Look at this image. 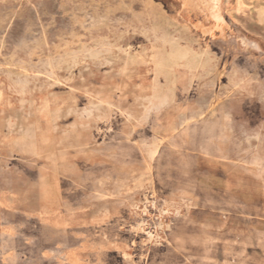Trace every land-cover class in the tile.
Masks as SVG:
<instances>
[{"label":"rangeland","instance_id":"1","mask_svg":"<svg viewBox=\"0 0 264 264\" xmlns=\"http://www.w3.org/2000/svg\"><path fill=\"white\" fill-rule=\"evenodd\" d=\"M263 2L0 0V264H264Z\"/></svg>","mask_w":264,"mask_h":264},{"label":"bare ground","instance_id":"2","mask_svg":"<svg viewBox=\"0 0 264 264\" xmlns=\"http://www.w3.org/2000/svg\"><path fill=\"white\" fill-rule=\"evenodd\" d=\"M209 2H210V5H211V8H212V10H213V16H214V18L215 19H217V20H221V16H220V14H219V4H220V0H208ZM253 1H255V0H253ZM259 1V0H258ZM237 2V1H236ZM239 2H241V1H239ZM261 2V1H260ZM243 3H244V1H243ZM245 3H246V1H245ZM253 3V2H252ZM257 4H258V2H256ZM264 3V2H263ZM185 4V3H184ZM240 4V3H239ZM242 5V4H241ZM248 6V5H247ZM258 6V5H257ZM262 6H263V4H262ZM251 7V6H250ZM239 8V7H238ZM241 8V7H240ZM245 8V7H244ZM248 8H249V6H248ZM260 9V8H259ZM258 10V9H257ZM183 11V10H182ZM207 19V18H206ZM263 19V18H262ZM262 19H260V20H262ZM262 22V21H261ZM217 24V23H216ZM172 38V37H171ZM189 45V44H188ZM163 46V45H162ZM186 46V45H185ZM193 46V45H192ZM200 46V45H199ZM153 47V46H152ZM157 47H159L158 45H157ZM184 47V46H183ZM170 49V48H169ZM195 49V48H194ZM205 50H206V48H205ZM80 51V50H79ZM85 51V50H84ZM202 51V50H201ZM195 52V51H194ZM197 52V51H196ZM83 53H85V52H83ZM205 53H207V52H205ZM186 54H187V52H186ZM196 54V53H195ZM200 54V53H199ZM80 55V54H79ZM194 55V54H193ZM198 55V54H197ZM207 55V54H206ZM211 55V54H210ZM186 56V55H185ZM209 56V55H208ZM213 56V55H212ZM211 56V57H212ZM68 57V56H67ZM70 57V56H69ZM111 57V56H110ZM137 57V56H136ZM190 57V56H189ZM193 57V56H192ZM199 58V57H198ZM203 58V57H202ZM206 58V57H205ZM204 58V59H205ZM213 58V57H212ZM211 58V59H212ZM215 58V57H214ZM204 59H202V60H204ZM149 60H152V59H149ZM195 60V59H194ZM218 60V59H217ZM81 61V60H80ZM153 61V60H152ZM198 61V60H197ZM213 61V60H212ZM173 62H174V58L173 59H171V60H169L167 63H166V65H171V64H173ZM72 63V62H71ZM131 63V62H130ZM133 63V62H132ZM154 63V62H153ZM211 63V62H210ZM210 63H209V65H210ZM215 64V63H214ZM218 64V63H217ZM83 65V64H82ZM88 65V64H87ZM134 65V64H133ZM180 65V64H179ZM224 65V64H223ZM226 65V64H225ZM80 67V66H79ZM212 67V66H211ZM214 67H216V66H214ZM225 67V66H224ZM61 68V67H60ZM77 68V67H76ZM150 68V67H149ZM208 68V67H207ZM67 69V68H66ZM70 69V68H69ZM218 69V68H217ZM55 70V69H54ZM151 70V69H150ZM153 70V69H152ZM200 70H201V68H200ZM228 70V69H227ZM230 70V69H229ZM237 70V69H236ZM60 71V70H59ZM154 71H155V69H154ZM214 71V70H213ZM223 71V70H222ZM232 71V70H231ZM230 71V72H231ZM235 71V70H234ZM234 71H233V73H234ZM52 72V71H51ZM175 72H176V70H175ZM181 72H184V71H181ZM197 72V71H196ZM210 72V71H209ZM229 72V73H230ZM149 73V72H148ZM189 73H190V71H189ZM189 73H188V75H189ZM202 73V72H201ZM217 73V72H216ZM215 73V74H216ZM52 74V73H51ZM160 74H162V73H160ZM213 74V73H212ZM238 74V73H237ZM54 76H56V75H54ZM174 76V75H173ZM203 76V75H202ZM207 76V75H206ZM219 76V75H218ZM223 76V75H222ZM232 76V75H231ZM153 77H155V76H153ZM175 77V76H174ZM197 77V76H196ZM214 77V76H213ZM213 77H212V79H213ZM151 79H152V77H151ZM174 79H176V78H174ZM173 79V80H174ZM238 79V78H237ZM148 80V79H147ZM153 80V79H152ZM151 80V81H152ZM208 80V79H207ZM210 80V79H209ZM23 81H25V80H23ZM157 81H159L158 80V78H157ZM180 81V80H179ZM188 81V80H187ZM197 81V80H196ZM212 81V80H211ZM232 81V80H231ZM143 82V81H142ZM148 82V81H147ZM207 82V81H206ZM146 83V82H145ZM152 83H154V81L152 82ZM189 83V82H188ZM211 83V82H210ZM196 84V83H195ZM199 84V83H198ZM208 84V83H207ZM108 85V84H107ZM189 85V84H188ZM203 85V84H202ZM213 85V84H212ZM182 86V85H181ZM212 87V86H211ZM233 87V86H232ZM114 88V87H113ZM148 88V87H147ZM147 88H145V89H147ZM152 88V87H151ZM179 88V87H178ZM118 89V88H117ZM144 89V90H145ZM149 89V88H148ZM148 89H147V91H148ZM172 89V88H171ZM115 90V89H114ZM140 90V89H139ZM150 90V92H151V89H149ZM162 90V89H161ZM199 90V89H198ZM208 90V89H207ZM168 91V90H167ZM142 92H143V90H142ZM146 92V91H145ZM153 92V91H152ZM179 92V91H178ZM189 92V91H188ZM165 93V92H164ZM19 94V93H18ZM151 94H153V93H151ZM3 95V94H2ZM22 95V94H21ZM178 95V94H177ZM179 95H181L180 94V92H179ZM161 96V95H160ZM151 97V96H150ZM48 98V97H47ZM50 98V97H49ZM149 98V97H148ZM140 99V98H139ZM152 99V98H151ZM149 100V99H148ZM39 101H40V99H39ZM52 101H54V100H52ZM51 101V102H52ZM56 101V100H55ZM145 102H146V100H144ZM150 101V100H149ZM49 103V102H48ZM149 103H151V102H149ZM54 104V103H53ZM52 104V105H53ZM142 105V104H141ZM151 105V104H150ZM37 106H39V105H37ZM50 106V105H49ZM155 106H156V104H155ZM142 107H143V105H142ZM40 108V107H39ZM45 108V107H44ZM57 108V107H56ZM43 109V108H42ZM153 109V108H152ZM48 110H50V109H48ZM155 110V109H154ZM51 111V110H50ZM59 112V111H58ZM151 112V111H150ZM43 113H44V111H43ZM39 114V113H38ZM55 114V113H54ZM58 114H61V113H58ZM63 114V113H62ZM147 114V113H146ZM36 115V114H35ZM42 115V114H41ZM194 116H196V115H194ZM199 116V115H198ZM202 116V115H201ZM59 117V116H58ZM173 117V116H172ZM171 117V118H172ZM177 117V116H176ZM190 117V116H189ZM193 117V116H192ZM197 117V116H196ZM36 118V117H35ZM42 118H43V116H42ZM199 118V117H198ZM47 119V118H46ZM56 119H58V118H56ZM190 119V118H189ZM197 120V119H196ZM43 121V120H42ZM49 121H51V120H49ZM53 121H55L54 120V118H53ZM194 120H192V122H193ZM46 122V121H45ZM48 122V121H47ZM186 122V121H185ZM50 124V123H49ZM147 124V123H146ZM179 124V123H178ZM180 124H181V121H180ZM194 124H196V123H194ZM160 125V124H159ZM166 125H168V124H166ZM37 126V125H36ZM135 126V125H134ZM160 126H162V125H160ZM159 127V126H158ZM168 127V126H167ZM183 127V126H182ZM181 127V128H182ZM180 127H179V131H180V129H181ZM39 129H40V127H39ZM42 130V129H41ZM134 131V130H133ZM133 131H132V133H133ZM42 132V131H41ZM178 132V131H177ZM43 133V132H42ZM45 133V132H44ZM175 134V133H174ZM45 135V134H44ZM43 135V136H44ZM165 135V134H164ZM42 136V137H43ZM132 136V135H131ZM166 136V135H165ZM167 137V136H166ZM44 138V137H43ZM169 138H172V137H169ZM128 139V138H127ZM126 139V140H127ZM161 139V138H160ZM167 139H168V137H167ZM157 140H159V139H157L156 138V141ZM165 140V139H164ZM41 141H42V139H41ZM155 141V140H154ZM153 141V142H154ZM161 141V140H160ZM45 142V141H44ZM43 142V143H44ZM49 142V141H48ZM129 142H130V140H129ZM162 142V141H161ZM50 143V142H49ZM158 143V142H157ZM156 143V144H157ZM160 143V142H159ZM40 144H42V143H40ZM155 145V144H154ZM44 146H45V144H44ZM157 147H160V145L159 146H157ZM41 148V147H40ZM150 148V147H149ZM153 149V148H152ZM158 149V148H157ZM43 150V149H42ZM151 152V150L149 151V153ZM154 152V151H153ZM43 155H44V153H42ZM153 154V153H152ZM155 154H156V151H155ZM60 155V154H59ZM151 156V155H150ZM154 156V155H153ZM156 156V155H155ZM159 156H160V154H159ZM152 157V156H151ZM150 157V158H151ZM143 158V157H142ZM150 158L148 159V160H150ZM153 160V159H152ZM153 162V161H152ZM229 162V161H228ZM146 164V163H145ZM50 165V164H49ZM56 165V164H55ZM152 166V165H151ZM134 167V166H133ZM132 167V168H133ZM149 169V168H148ZM148 169H146L147 171H148ZM130 170V169H129ZM146 170L144 171V173L146 172ZM150 170H152V167H151V169ZM157 172V171H156ZM226 172V171H225ZM150 173V172H149ZM226 173H228V172H226ZM145 176V175H144ZM151 175H148V177H150ZM142 179L144 178L143 177V174H142ZM153 177H151V179H152ZM148 179V178H147ZM151 179H150V181H151ZM139 181V180H138ZM149 181V180H148ZM228 181V180H227ZM151 182H153V180L151 181ZM232 183V182H231ZM140 184H142V182L140 183ZM230 184V183H229ZM153 185V184H152ZM185 192V191H184ZM187 193V192H186ZM153 194V193H152ZM21 196V195H20ZM26 197V196H25ZM149 202V201H148ZM169 202V201H168ZM147 203V202H146ZM1 205H2V203H1ZM0 205V208L2 207ZM66 212V211H65ZM145 212V211H144ZM117 213V212H116ZM118 215V214H117ZM46 216V215H45ZM75 216V215H74ZM73 217V216H72ZM119 217V216H118ZM64 218V217H63ZM100 218V217H99ZM103 218V217H102ZM52 219V218H51ZM69 219V218H68ZM97 219V218H96ZM118 219V218H117ZM53 220V219H52ZM82 220H84V219H82ZM87 220V219H86ZM103 220V219H102ZM43 221H44V219H43ZM81 221V220H80ZM95 221V220H94ZM55 222H57V220L55 221ZM76 222V221H75ZM89 222V221H88ZM97 222H99V220L97 221ZM101 222V221H100ZM143 222V221H142ZM68 223V222H67ZM85 223H86V221H85ZM96 223V222H95ZM58 224V223H57ZM75 224V223H74ZM90 224H92V223H90ZM94 224V223H93ZM98 224V223H97ZM101 224V223H100ZM143 224V223H142ZM14 225V224H13ZM139 225V224H138ZM66 226V225H65ZM71 226V225H70ZM142 226V225H141ZM147 226V225H146ZM64 228V227H63ZM135 229H137V228H135ZM13 230V229H12ZM141 230H142V228H141ZM137 232V231H136ZM145 233V232H144ZM147 234H148V232H147ZM88 235V234H87ZM91 236V235H90ZM88 238V237H87ZM89 239H90V237H89ZM93 239V238H92ZM84 243V242H83ZM88 243V242H87ZM91 244H92V242H91ZM90 245V244H89ZM88 245V246H89ZM95 245V244H94ZM100 245V244H99ZM91 246V245H90ZM89 246V247H90ZM101 246V245H100ZM103 246V245H102ZM82 247V246H81ZM95 247H97V246H95ZM104 247V246H103ZM103 247H101V248H103ZM72 248H76V247H72ZM83 248H84V246H83ZM100 248V249H101ZM73 249V250H74ZM92 249V248H91ZM99 249V250H100ZM68 250H70V249H68ZM83 250V249H82ZM93 250H96V248L94 249L93 248ZM93 250H91V251H93ZM103 250V249H102ZM72 251V250H71ZM70 252V251H69ZM75 252V251H74ZM78 252V251H77ZM84 252V251H83ZM97 252V251H96ZM100 252V251H99ZM80 253V252H79ZM58 254V253H57ZM68 254V253H67ZM83 254V253H82ZM94 254H95V251H94ZM65 255V254H64ZM80 255V254H79ZM101 255V254H100ZM99 255V256H100ZM241 255V254H240ZM68 256V255H67ZM76 256H78V255H76ZM74 257V256H73ZM92 257V256H91ZM103 257V256H102ZM79 258V257H78ZM95 258H97V257H95ZM94 258V259H95ZM99 258V257H98ZM72 259V258H71ZM76 259V258H75ZM8 260V259H7ZM72 260H74V259H72ZM88 260V259H87ZM99 260V259H98ZM59 261V260H58ZM88 262H89V260H88ZM76 263H77V261H76ZM86 264H87V262H85ZM94 263H96V262H94ZM94 263H91V264H94ZM101 263V262H100ZM59 264V263H58ZM70 264V263H69ZM79 264V263H78Z\"/></svg>","mask_w":264,"mask_h":264}]
</instances>
